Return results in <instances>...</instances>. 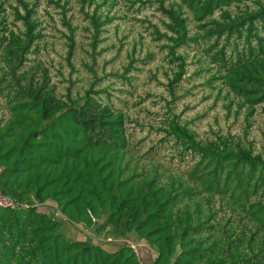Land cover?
<instances>
[{"label":"trees","instance_id":"16d2710c","mask_svg":"<svg viewBox=\"0 0 264 264\" xmlns=\"http://www.w3.org/2000/svg\"><path fill=\"white\" fill-rule=\"evenodd\" d=\"M0 191V264H264V0H0Z\"/></svg>","mask_w":264,"mask_h":264},{"label":"rangeland","instance_id":"374dc122","mask_svg":"<svg viewBox=\"0 0 264 264\" xmlns=\"http://www.w3.org/2000/svg\"><path fill=\"white\" fill-rule=\"evenodd\" d=\"M44 210H46L51 215L57 217L56 214H58V212H57L55 205L53 204L46 205V208ZM62 231L67 236H71L76 239L85 238L88 235V236L93 237L95 241L100 240L104 243H109L110 247H115V244L119 242V240L125 241V240L119 239V236L117 235V233L113 231L112 226L109 225L108 223H105L103 228L98 233H95V232H92L90 228H85L81 225L72 224L70 222H63ZM134 238L135 237L132 236L131 238L128 239V242L135 248L136 253L138 252L142 263L146 264L147 256L149 255V252H148L149 248L146 245L145 246L142 245L141 244L142 241L138 242L137 240H134Z\"/></svg>","mask_w":264,"mask_h":264},{"label":"built area","instance_id":"2783aa9c","mask_svg":"<svg viewBox=\"0 0 264 264\" xmlns=\"http://www.w3.org/2000/svg\"><path fill=\"white\" fill-rule=\"evenodd\" d=\"M26 206L27 205L25 203L15 201L12 198L3 195L0 191V208H11L12 209L15 207L25 208Z\"/></svg>","mask_w":264,"mask_h":264},{"label":"crops","instance_id":"0c3cea01","mask_svg":"<svg viewBox=\"0 0 264 264\" xmlns=\"http://www.w3.org/2000/svg\"><path fill=\"white\" fill-rule=\"evenodd\" d=\"M148 257H149V258H148ZM153 257H154V256H150V255H149V256H147V262H149V263H150V262H151V258H153Z\"/></svg>","mask_w":264,"mask_h":264}]
</instances>
